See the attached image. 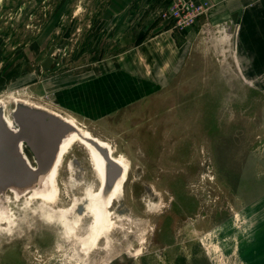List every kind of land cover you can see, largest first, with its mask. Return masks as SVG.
<instances>
[{
    "label": "rangeland",
    "instance_id": "1",
    "mask_svg": "<svg viewBox=\"0 0 264 264\" xmlns=\"http://www.w3.org/2000/svg\"><path fill=\"white\" fill-rule=\"evenodd\" d=\"M164 43L185 55L181 68L126 115L90 124L53 104V76L135 55L156 68ZM50 49L59 59L43 71ZM14 100L73 118L126 173L109 229L89 242V215L58 214L100 186L74 141L46 188L6 193L0 264H264V0H0L7 118Z\"/></svg>",
    "mask_w": 264,
    "mask_h": 264
},
{
    "label": "water",
    "instance_id": "2",
    "mask_svg": "<svg viewBox=\"0 0 264 264\" xmlns=\"http://www.w3.org/2000/svg\"><path fill=\"white\" fill-rule=\"evenodd\" d=\"M58 59L50 49L41 64L42 70L48 71ZM3 115L0 105V211L7 215L6 193L14 201L31 196L51 174L60 148L68 139L76 136L94 147L97 145L59 115L32 103H15L10 115L15 129L8 128ZM97 150L105 161L106 179L100 189L106 195L121 178L122 169L111 160L106 147Z\"/></svg>",
    "mask_w": 264,
    "mask_h": 264
},
{
    "label": "crops",
    "instance_id": "3",
    "mask_svg": "<svg viewBox=\"0 0 264 264\" xmlns=\"http://www.w3.org/2000/svg\"><path fill=\"white\" fill-rule=\"evenodd\" d=\"M163 47L165 53L157 60L156 68L147 69L144 66L141 70L139 65L143 59L135 55L126 65H116L104 72L95 71L92 76H53L51 83L56 88L53 92V104L74 119L79 118L90 124H99L126 115L139 102L151 99L168 87L169 80L166 76H173V72H178L181 68L185 55L171 49L175 48L174 44L170 46L169 43H164ZM178 48L181 51L182 46ZM151 73L152 78L149 79L148 75ZM172 264H185V261L183 263L174 260Z\"/></svg>",
    "mask_w": 264,
    "mask_h": 264
},
{
    "label": "bare ground",
    "instance_id": "4",
    "mask_svg": "<svg viewBox=\"0 0 264 264\" xmlns=\"http://www.w3.org/2000/svg\"><path fill=\"white\" fill-rule=\"evenodd\" d=\"M15 103H18V102H22V103H26V104H30V103H27V102H24L22 100H14ZM33 105V104H32ZM35 105V104H34ZM36 106V105H35ZM40 107V106H38ZM40 108H43V107H40ZM43 109H46V108H43ZM47 111H50L52 113H55L56 115H59L60 117H62L63 119H65L66 121H68V123H70L73 127H75L77 130H80L82 131V135L83 137H85V139H88L89 141H92L91 143H96V145H100V142H98L96 139H92V137H90V135L88 134V132L82 128L79 127V123L77 125V123L75 122V120L73 118H68V117H63L61 116L60 114L61 113H57V112H53L49 109H46ZM3 116H4V121L6 123V125L8 126L9 129H15V124L11 118V113H9V118L6 117V112L4 111L3 112ZM74 141H78L80 144L86 146L88 149L90 150H93L95 147L92 145V144H89V142L87 143L86 141L76 137V136H73L71 139H68L60 148V152H59V155H58V158L55 162V165L52 169V172L50 175L47 176L46 179H44L40 184H38L37 188L41 187L43 184H45V188L51 184V181H52V178H53V175L55 173V170H56V166H57V163H58V159L60 158V156L65 153L66 149L74 142ZM104 147V146H103ZM68 150V149H67ZM118 167H121L122 169V175H121V178L118 179V181L115 183V185L119 186L121 184V182L124 180V175H125V172H126V167L122 166L121 165V162L118 161L117 159H114L112 160ZM102 169H103V172L105 171L106 172V166H102ZM35 189V188H34ZM54 192V191H53ZM90 195H89V198H87L85 200V202H82L80 203V200H74V204H76L74 207H71V210H65V211H60L58 214L59 216L62 218V220L64 222H68L72 219V216H74L73 214H75V218L77 219L76 221H78V219H81L82 217L84 216H88L91 217V226H90V231H91V234H89L91 237L89 239V242H95L96 240H98L97 238L102 234V233H105L106 230H108L109 228L107 227V229L105 228L104 231L100 232L98 230V224H99V219H98V214L96 212V209L94 207V204H93V201L94 200V194H92V192H88ZM53 194V193H52ZM113 194V193H112ZM55 196V195H54ZM113 196V195H112ZM55 199V197H54ZM47 200V199H46ZM51 200H53L51 198ZM50 200V201H51ZM80 203V204H78ZM70 208V207H69ZM51 209V208H50ZM51 211V210H50ZM77 214H79L80 216H77ZM52 215V214H51ZM6 217L7 215H3L2 211H0V222L3 221V220H6ZM61 220V219H59ZM75 221V220H74ZM66 224V223H65ZM111 224H108V226H110ZM65 226V225H64ZM72 226V225H71ZM73 227V226H72ZM67 228V227H66ZM108 233V232H107ZM107 235V234H106ZM105 235V237H106ZM88 238V237H87ZM100 239V238H99ZM86 240V239H85ZM96 243V242H95ZM90 247V246H89ZM137 252V251H136ZM140 254V253H138Z\"/></svg>",
    "mask_w": 264,
    "mask_h": 264
},
{
    "label": "flooded vegetation",
    "instance_id": "5",
    "mask_svg": "<svg viewBox=\"0 0 264 264\" xmlns=\"http://www.w3.org/2000/svg\"><path fill=\"white\" fill-rule=\"evenodd\" d=\"M90 137H92V136L90 135ZM92 139H96V138L92 137ZM97 141L100 142V145H97V147H95L93 150L88 149L84 145H83V147H85V149L89 153V156H90L91 161H92V165L95 167V173H96L97 177L99 178V182H100L99 188L96 191H92V194L95 195L94 200H92V201H93L94 207L96 209V212L98 214V219H99L98 230L100 232H102L108 226L109 222L112 219L113 215L111 214V211L109 210V208L111 207V205L114 201L119 199V195L121 194L122 185L124 183V180L121 182V184L119 186L114 185L112 187L111 191L108 194L104 195L102 189H100V188L104 185L105 179H106V172L105 171L103 172V169H102V166H105V161H103L101 153L97 150V148L104 146L108 149L109 153H113V151H112V148H109L107 144L101 143V141H99V140H97ZM110 158H111V155H110ZM114 159L111 158V160H114ZM187 242L190 243L189 241H187Z\"/></svg>",
    "mask_w": 264,
    "mask_h": 264
},
{
    "label": "built area",
    "instance_id": "6",
    "mask_svg": "<svg viewBox=\"0 0 264 264\" xmlns=\"http://www.w3.org/2000/svg\"><path fill=\"white\" fill-rule=\"evenodd\" d=\"M174 15H175V16H170V17H172L173 22L176 21V19H178V17H179L177 12H175ZM170 17H168V18H170ZM162 18L165 19V18H166V15H162ZM181 24H182V23H177V24H175L174 26H175V28H177V27H180ZM176 26H177V27H176Z\"/></svg>",
    "mask_w": 264,
    "mask_h": 264
}]
</instances>
